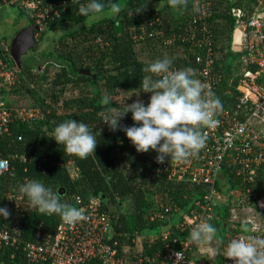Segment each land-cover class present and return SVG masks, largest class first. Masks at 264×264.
Wrapping results in <instances>:
<instances>
[{"label":"trees","instance_id":"trees-1","mask_svg":"<svg viewBox=\"0 0 264 264\" xmlns=\"http://www.w3.org/2000/svg\"><path fill=\"white\" fill-rule=\"evenodd\" d=\"M65 1L66 8L61 15L49 20L37 38L62 23H82L87 19L80 15L79 7L88 0ZM99 2L105 4V13L88 25L70 26L57 36L53 48L47 52L49 60L37 66L26 62L19 64L10 53L7 54L18 77L0 90V99L8 105L39 107L43 115L26 120L14 118L9 130L0 138V156L7 157L11 164L10 170L0 174V207L7 208L10 213L8 219L0 216V223L20 226L21 234L30 237L43 222L45 238L53 236L60 216L39 213L19 192L21 184L37 180L59 194L61 203L72 207L74 193L87 201L96 198L100 208L111 213L114 238L119 241L118 252L125 256L127 264H169L165 258L169 245L177 247L180 243L174 238L180 240L188 234L189 227L182 226L181 222L184 218L190 219L199 209L196 200L207 184L171 177L173 161L170 158L164 162L170 164L169 168H164V163L156 162V151L137 152L126 133L119 128L111 131L103 117L123 112L125 105L138 99L145 104L150 101L151 93L141 91L143 77L150 75L143 69L165 54L173 59L172 65H177L179 70L193 69V78L201 81L200 64L195 55L202 52V48L177 37L180 32L191 29L195 3L188 0L186 8L172 9L167 0ZM111 3L119 4L121 12L109 14ZM235 6L242 7L247 18L264 12V0H214L211 6L212 14L208 20L213 28L214 64L222 76L214 88V98H218L223 106L234 109L244 93L239 86L244 72L257 70L256 64L244 62L243 50L239 51L242 59L239 67L235 68L227 61V54L236 52L232 48L237 25L232 13ZM20 14L25 15L26 26L36 24L32 13L20 9ZM157 17L165 25L164 35L133 37V33L143 26H155ZM33 31L35 34L36 27ZM174 34L171 43L164 41ZM5 38L10 49V38ZM220 38L228 42L221 45ZM69 89L76 91L71 94ZM105 95L112 98L108 105L103 103ZM72 119L85 123L96 138L95 152L85 159L65 154L63 145L53 139L55 127ZM119 124L121 127L133 126L132 113L123 117ZM225 168L217 185L228 199L214 204L205 217L206 222L217 228V235L215 242L203 246L215 248V254L222 252L231 237L227 232L223 234L232 221L230 191L241 186L236 172ZM75 169L77 174H74ZM246 184L256 192L255 207L264 225V163L257 170L255 179ZM170 201H175L179 208L163 219L151 217L152 212L163 209ZM240 215L244 217L246 211L241 210ZM235 222L234 230L241 231L242 219ZM160 226H163L162 230ZM169 229L166 236L164 232ZM199 248L195 244L189 251L196 260L217 261L213 252Z\"/></svg>","mask_w":264,"mask_h":264},{"label":"built area","instance_id":"built-area-1","mask_svg":"<svg viewBox=\"0 0 264 264\" xmlns=\"http://www.w3.org/2000/svg\"><path fill=\"white\" fill-rule=\"evenodd\" d=\"M214 0H194L195 12L192 16L191 29L180 32L177 37L182 41H190L202 48V52L195 55L200 64L201 82L206 91L215 93L214 88L221 80V75L215 70V49L213 47V28L208 17L212 14ZM16 5L35 17L38 25L36 34L41 35L45 24L60 16L66 8L65 0H0V6ZM232 13L236 18V27L242 29V50L245 63L256 64L257 70H246L240 80V87L244 88L240 101L233 107H225L219 111L214 119L218 125L213 129H202L207 136L206 146L198 156L190 157L186 162L164 163V168L170 167L169 175L176 178H188L196 184H207L206 190L196 200L199 209L190 219L184 218L181 225L189 227L188 234L179 241L177 247L171 245L165 254L169 264H218L212 259L196 260L189 253L194 243L189 240V234L195 224L205 221L206 213L217 202L228 199L217 181L220 180L224 169L232 168L241 182V186L231 189V220L242 219L254 232H235L222 249L223 263L235 264L225 257L228 243L239 236L264 234V225L255 215L256 192L247 182L255 179V174L264 163V12H257L244 17L242 7H233ZM157 23L151 28L143 26L133 33L135 39L146 36L165 34V25L157 17ZM175 34L164 41L171 43ZM8 41L0 36V90L7 84H12L18 77L16 68L7 59L10 49ZM172 70H179L172 65ZM43 112L35 106L8 105L0 99V138L9 130L10 122L14 118L22 120L41 117ZM11 164L7 157L0 156V174L10 170ZM74 172V171H73ZM74 174H77L75 169ZM243 186V187H242ZM74 207L82 209L86 219L69 226L60 219L53 236L45 238L43 222H40L32 236L21 234L20 226L11 227L6 222L0 223V264H127L124 255L118 252V239L114 238L111 213L100 208L98 201L84 200L78 194H73ZM259 203V200H257ZM263 204V202H260ZM179 208L175 201H170L163 209L152 212V218L163 219L170 212ZM246 211L243 217L240 211ZM243 217V218H242ZM242 222V223H243ZM165 230V235L170 233ZM152 260V258L150 259Z\"/></svg>","mask_w":264,"mask_h":264},{"label":"clouds","instance_id":"clouds-1","mask_svg":"<svg viewBox=\"0 0 264 264\" xmlns=\"http://www.w3.org/2000/svg\"><path fill=\"white\" fill-rule=\"evenodd\" d=\"M167 4L172 9L186 8L188 0H167ZM104 11L105 4L99 0H88L87 4L79 7L80 15L90 20L96 19ZM120 12L119 4L109 5V14ZM172 64L173 59L165 54L162 59L155 60L143 69L150 74L145 75L141 82V91L151 93L147 104L138 99L125 105L123 112L103 117V122L111 131L119 128L126 133L137 152L156 151V162L159 164H163L166 158L181 163L198 156L207 140L202 129L215 128L219 121L214 116L222 110L221 101L214 98L213 93L206 91L200 80L193 78V69L173 71ZM110 102L112 98L105 95L103 103L108 105ZM129 112L132 113L133 126L121 127L119 121ZM53 139L58 145H63L65 154L81 159L87 158L97 147L96 138L88 126L74 119L56 126ZM19 192L27 197L30 206L39 213L58 215L69 226L86 219L82 209L61 203L59 194L40 181L32 180L21 184ZM0 216L8 219L10 213L7 208L0 207ZM242 231L250 233L255 229L245 221L242 223ZM216 235L217 228L202 221L192 228L189 240L198 246L210 245ZM225 257L235 264H264V234L242 235L232 239L227 245Z\"/></svg>","mask_w":264,"mask_h":264},{"label":"rangeland","instance_id":"rangeland-1","mask_svg":"<svg viewBox=\"0 0 264 264\" xmlns=\"http://www.w3.org/2000/svg\"><path fill=\"white\" fill-rule=\"evenodd\" d=\"M9 6H12L11 8L15 9L17 11V14H14V19H18L19 16H20V13H19V7H17L16 5H9ZM105 13V12H104ZM101 16V14L97 17L99 18ZM96 18V19H97ZM94 19V20H96ZM93 20H90V19H86L85 21H83L82 23H70V22H65V23H62L58 26H55L53 28H49L46 32V34L43 35V37L41 38H37L39 37V33L37 34H33L32 35V32H31V35L30 34V31H31V25H28V26H25L26 28L24 29V34H26L27 36V44H23L21 43L20 41H17L15 46L16 48H18L19 50H22V52L24 53V55L21 56V58L19 59L22 63L26 62L27 64H34L37 66V64H39L40 62H43V61H46L47 59L49 60V58H47V52L50 51L53 46H54V40L57 39V36H59L60 34H62L63 32H65L67 29H69L70 26H76V25H88L89 23H91ZM7 29L10 31L7 33L8 35V38H13L15 39L16 38V35L14 36L15 34V30L13 25H12V22H9L7 23ZM34 32V31H33ZM37 36V37H36ZM221 39V38H220ZM37 41V42H36ZM228 41L227 39H221L219 41V43L221 45H224L226 44ZM15 43V42H14ZM10 47H11V42H10ZM27 47V48H26ZM235 51V50H234ZM10 56L12 58L13 55L10 53ZM145 57H146V54H145ZM227 61L231 64L234 65V67H239V64L241 63L242 59H241V53L239 51H236V52H230L227 54ZM54 66L52 65L51 68H53ZM75 89L71 90L69 89V93L71 94H74ZM255 215L257 217L260 216V214L258 213V211H255ZM234 224H233V221H231V224L227 227L224 228V233L225 234L226 232L228 234H230V236H233L234 233L236 232L234 230ZM161 230L163 228V226H160L159 227ZM158 230V228H157ZM215 242V240L213 241ZM217 262L218 264H222L223 263V255L220 253V254H217Z\"/></svg>","mask_w":264,"mask_h":264},{"label":"crops","instance_id":"crops-1","mask_svg":"<svg viewBox=\"0 0 264 264\" xmlns=\"http://www.w3.org/2000/svg\"><path fill=\"white\" fill-rule=\"evenodd\" d=\"M11 7L12 6H0V36L1 37H8L7 33L10 31L7 29V23H9V22H12V25H13L14 29H16V31H17V29H19V31H20L22 28H24L26 26L27 20H26L25 15L20 14V16L17 20L14 19V14H17V11ZM18 10L20 13V8ZM19 31H17V32H19ZM17 32H15L14 36L17 34ZM243 90H244V88H243ZM199 250H202V251L208 250V252L210 250L211 252H209V253L213 252L215 256L217 255V254H215V251H216L215 248L200 246Z\"/></svg>","mask_w":264,"mask_h":264},{"label":"water","instance_id":"water-1","mask_svg":"<svg viewBox=\"0 0 264 264\" xmlns=\"http://www.w3.org/2000/svg\"><path fill=\"white\" fill-rule=\"evenodd\" d=\"M34 27L37 28L38 25L37 24L31 25V31H30L29 35H31V32H32V35H33ZM25 28L26 27L22 28L19 32H17L16 38L12 39V42H11L10 53L13 55V57L16 59V61L19 64L22 63L19 59L21 58L22 55H24V53L22 52V50H19L18 48H16L15 44H16L17 41H20L23 44L24 43L27 44V42H26L27 36H26V34H24V29ZM242 41H243L242 29L237 26L235 28L234 34H233V45H232L233 50H235V51L241 50L242 49Z\"/></svg>","mask_w":264,"mask_h":264},{"label":"flooded vegetation","instance_id":"flooded-vegetation-1","mask_svg":"<svg viewBox=\"0 0 264 264\" xmlns=\"http://www.w3.org/2000/svg\"><path fill=\"white\" fill-rule=\"evenodd\" d=\"M12 39H13V38H10L9 40L12 42Z\"/></svg>","mask_w":264,"mask_h":264}]
</instances>
